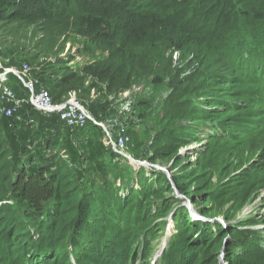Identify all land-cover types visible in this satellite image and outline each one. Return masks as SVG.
<instances>
[{
    "label": "trees",
    "instance_id": "obj_1",
    "mask_svg": "<svg viewBox=\"0 0 264 264\" xmlns=\"http://www.w3.org/2000/svg\"><path fill=\"white\" fill-rule=\"evenodd\" d=\"M28 2L0 0V14L11 23H38L39 31L46 33L50 46L38 47L54 59L33 77L37 88L46 89L56 104L71 96L86 100L98 88L114 94L127 90L141 75L152 76L153 70L156 74L161 69L159 74L170 79L176 75V83L167 85L175 106L164 107L159 132L161 139L171 136L172 143L155 159L180 166V173L170 181L161 170L147 176L139 168L132 187L119 188L127 181L123 177L108 186L88 180L89 188L84 189L65 164H56L47 180L50 184L43 185L46 191L32 187L38 198L29 196L28 207L20 211L10 203L17 183L11 177L8 140L0 134V264H147L152 241L165 225L161 219L171 211L168 245L175 253L163 255V264H220L219 257L227 264H264V249L257 244L260 235L249 228L253 220L231 222L264 184V163L254 161L264 128V0H38L35 6ZM22 8L24 13L18 14ZM82 17L105 25L112 49L107 58L77 70L70 64L78 54H58L74 33L79 34L76 23ZM50 26L60 29L52 31ZM134 52L142 57L138 53L132 57ZM148 52L157 56L151 58V67L142 60ZM173 54L180 57L178 62L172 61ZM190 65L202 79L195 94L203 107L182 112L179 102L185 89L179 91L186 81L179 77ZM7 85L19 98L28 97L13 74L7 75ZM183 115L198 122L188 138L203 141L198 147L204 152L194 162L178 154L184 142L180 135L185 133L179 132L177 140V123L174 129L170 126ZM5 119L8 128L20 124L22 130L25 120L26 129L30 121L41 120L48 140L59 133L58 127L66 129L71 143L65 149L71 155L94 148V138L100 139V127L88 123L83 130L68 129L56 114L38 112L29 103L16 117ZM51 130L54 133L48 135ZM198 132L204 139L196 137ZM82 135L88 138L78 139ZM111 153L115 161L123 160ZM174 187L191 203L198 220L185 206L173 211ZM41 193L48 203L40 201Z\"/></svg>",
    "mask_w": 264,
    "mask_h": 264
},
{
    "label": "rangeland",
    "instance_id": "obj_2",
    "mask_svg": "<svg viewBox=\"0 0 264 264\" xmlns=\"http://www.w3.org/2000/svg\"><path fill=\"white\" fill-rule=\"evenodd\" d=\"M28 1L32 6L38 5V0ZM23 13V8L18 11V14ZM2 17L4 15L0 14V70H16L20 65L27 64L33 75L34 72L39 73L41 71L39 68L42 65L53 61L54 58L52 56L43 55L41 49L38 47L39 45L50 46V40L45 37L46 33L43 35L39 31L41 26L38 23L31 25L22 21H13L11 23L10 21L2 20ZM77 19L76 28L79 34L74 33L67 40L65 49L58 54V57H62L68 53L78 54L76 59L70 64V67L80 70L84 66L94 62V60L107 58L108 51L112 47L108 41L103 23L83 17ZM49 29L56 31L60 27L50 26ZM136 54L138 58L142 57L139 52H134L131 56L137 58L135 57ZM144 58L145 60L143 58L142 60L145 65L151 67V65H154L151 58L157 59V56L154 53L148 52ZM167 59L168 55L163 60L162 66L166 65ZM171 59L178 62L180 57H178V54H173ZM173 68L176 69V66H173ZM198 71L194 65H190L188 68H185L183 75L180 72L179 81L181 79L186 81L179 91L181 94L183 89H185L184 94L182 93L181 96L182 100L179 102V106L183 105L182 112L189 111L195 107H203L202 102L196 98L195 94V85L202 80L200 75L198 76ZM151 73L152 76L143 77L144 75H141L139 78H142L136 84L127 90L117 91L115 94L108 93L102 90L103 88H98L86 100L82 97L80 99L76 98V96L69 97L80 101L87 108L89 115L95 121L103 124L107 129L109 128V131H112L110 128L119 126L128 129L131 139V144L128 147L130 158L123 159L125 161L117 162L113 159L112 153L105 142L103 131L100 128H98L100 130V139L96 140L94 138L96 143L94 144L96 145L94 148H89L85 151V148H82L83 151L72 152L73 155H71L65 149L68 141L69 144L71 143V134L66 129L58 127L57 131L59 133L52 136L51 140H48L41 120H36L34 123L30 121L28 129H26L25 125L26 120L22 123L24 124L23 127H25L24 130H22L20 124L16 128L10 129L7 127L10 123L6 121V117L0 112V134L8 140L10 147L8 159L13 164L11 177L17 183L10 191L12 198L10 200L11 205L13 204L12 206H15L16 210L23 211L25 207H28L29 196L36 195L38 198V193L33 192L32 187L35 189L44 188L49 183L47 181L48 177L54 173L57 167L63 164L73 172L76 181L81 183L84 189L89 188L88 180L94 181L96 186L103 184L108 186L122 181L123 177H126L127 181L123 180L119 188L126 189L132 187L137 181V173L140 169L146 170L147 176L150 175L151 171L157 172L161 170L170 181L173 174L176 173V176H178L180 173L178 167L180 166L173 168L170 167L168 161L161 162V160L155 159L159 150H164V148L170 146L172 143L171 136L161 139L159 132L162 130L160 120L164 117V107L175 106L169 100L171 91L167 85L169 81L176 83L177 78L175 74H172V79L160 75L159 73L162 74L161 69L156 74L154 70ZM34 78L36 79V77ZM167 118L168 116L165 119ZM2 124L6 125L7 131ZM197 125L198 122L186 119L184 115L170 122V126L173 129L175 126V139H180V136L184 139L182 147L178 150V154L181 156L188 155L189 160L192 162L197 159L196 157L201 151L204 152L203 149H199L198 147L200 144H203V141L195 142L193 139L188 138L189 133L196 131ZM185 129L186 131H184ZM53 131H49L48 135L52 134ZM204 131L208 133L206 129ZM179 132L185 134L178 136ZM196 137L204 139L205 136L198 132ZM54 139L55 141L52 142ZM260 139L261 146L254 157V161L264 163V156H262L264 152V128L261 131ZM71 146L75 148L76 145L71 144ZM53 160H56L55 164H53ZM134 171L137 173L134 174ZM42 190L46 191V188ZM257 191L258 194L231 222L234 223L242 221L245 218H251L253 225L249 228L256 235L259 233L260 239L257 244L260 248L264 249V184H261ZM40 196V201L46 199L43 193ZM172 200L176 201L172 205L173 211L179 206H185L188 210H191L190 213L196 214L192 209L191 203L179 194L175 187ZM49 201L48 199L46 203ZM171 214L172 211L167 217L161 219L165 222V225L160 227L157 238L152 241V255L147 260V264H163L161 261L163 255L172 254L173 256L175 253V251H172V247L168 245L170 240L169 230L173 225ZM161 220L155 222L161 223ZM219 262L220 264H227L223 261V257H219ZM136 264L143 263L137 261Z\"/></svg>",
    "mask_w": 264,
    "mask_h": 264
},
{
    "label": "built area",
    "instance_id": "obj_3",
    "mask_svg": "<svg viewBox=\"0 0 264 264\" xmlns=\"http://www.w3.org/2000/svg\"><path fill=\"white\" fill-rule=\"evenodd\" d=\"M13 74L20 82L23 89L27 92L26 99L19 98L16 93L7 85V75ZM0 112L6 118H13L23 107L24 103H29L31 107L41 113L56 114L64 127L68 129L83 130L88 123H92L100 127L105 137V142L110 150L121 159H129L127 153L129 144L131 143L128 129L122 126L116 130L109 131L103 124L95 121L85 109L84 105L74 98L66 99L61 104L53 102L48 91L44 88H37L38 81L33 77L30 67L22 64L18 70L4 69L0 70ZM193 218L198 220V216Z\"/></svg>",
    "mask_w": 264,
    "mask_h": 264
},
{
    "label": "crops",
    "instance_id": "obj_4",
    "mask_svg": "<svg viewBox=\"0 0 264 264\" xmlns=\"http://www.w3.org/2000/svg\"><path fill=\"white\" fill-rule=\"evenodd\" d=\"M54 133V132H53ZM52 133V134H53ZM80 138H84V139H87L88 138V136H85V135H82L81 137H79L78 139H80Z\"/></svg>",
    "mask_w": 264,
    "mask_h": 264
},
{
    "label": "clouds",
    "instance_id": "obj_5",
    "mask_svg": "<svg viewBox=\"0 0 264 264\" xmlns=\"http://www.w3.org/2000/svg\"><path fill=\"white\" fill-rule=\"evenodd\" d=\"M189 212H190V210H189ZM190 215H191V217L193 218V216L196 215V214H191V213H190ZM193 219H194V218H193Z\"/></svg>",
    "mask_w": 264,
    "mask_h": 264
},
{
    "label": "water",
    "instance_id": "obj_6",
    "mask_svg": "<svg viewBox=\"0 0 264 264\" xmlns=\"http://www.w3.org/2000/svg\"><path fill=\"white\" fill-rule=\"evenodd\" d=\"M190 212H191V210H190ZM192 214V213H191Z\"/></svg>",
    "mask_w": 264,
    "mask_h": 264
}]
</instances>
